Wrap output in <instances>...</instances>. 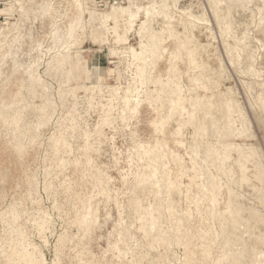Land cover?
Segmentation results:
<instances>
[{"label": "rangeland", "instance_id": "1", "mask_svg": "<svg viewBox=\"0 0 264 264\" xmlns=\"http://www.w3.org/2000/svg\"><path fill=\"white\" fill-rule=\"evenodd\" d=\"M84 1L107 11L110 4H129L26 0L0 49V264H185L190 250L174 229L168 231L175 217L166 205L171 201L167 189L180 192L182 183L195 185L182 176L198 164L187 150L190 141L202 145L218 139L210 119L223 131L233 130L218 93L232 94L236 103L230 110H242L255 135L234 132L220 138L257 143L264 159L262 1L246 7L243 0H232L228 30L215 18L211 0H166L168 12L152 20L157 53L151 56L144 43L150 31L144 8L122 20L114 14L107 29L93 22ZM96 36L108 39L119 54L107 55ZM120 54L129 61L123 64ZM95 83L103 84L101 92ZM213 100L214 105L207 104ZM154 150L161 152L159 161ZM214 151L198 153L218 175L215 183L221 188L212 205L223 213L230 190L212 163ZM231 153L241 179L239 155ZM244 180L236 200L254 226L255 214L246 207L261 203ZM156 181L162 183L159 198ZM139 184L146 186L143 193ZM137 197L149 206L148 217L155 203L161 212L162 234L151 242L154 233L147 228L153 231L155 222L143 227L146 218L135 208ZM201 218L190 222L199 224ZM246 240L250 246L258 239L252 234ZM193 251L201 257L198 247ZM165 252L170 260L161 259ZM209 264H216L214 257Z\"/></svg>", "mask_w": 264, "mask_h": 264}, {"label": "bare ground", "instance_id": "2", "mask_svg": "<svg viewBox=\"0 0 264 264\" xmlns=\"http://www.w3.org/2000/svg\"><path fill=\"white\" fill-rule=\"evenodd\" d=\"M94 1L95 0H93V2ZM174 1L175 3L179 2V0ZM211 1H213V5L215 8V18H218L220 22L224 24L226 29L231 30L230 27L232 24L230 23L229 16H232V10L234 8L232 0ZM261 1V9L264 13V0ZM25 2L26 0H8L5 7L0 9V11L5 15V22L4 24L0 25V49L7 42L9 29L14 23L13 19H17V15L19 14L18 9L24 8L25 10ZM244 3L247 7V4H252V0H243V5ZM82 4L85 5V12L90 15L93 22L95 24H100L102 28L106 26L107 29V21H111L114 17V14L118 15L119 20H122V18L125 17L126 13L132 15V13L140 10L141 8H144L147 17L146 25L149 26L148 28L150 29V31L147 33L148 40L145 39L144 43H147L146 46L148 47L149 56L154 55L153 53H157V51H154V49L152 48L153 44L156 41V29L152 24V20L154 18V15H161L168 12L169 4L166 2V0H148L147 4H139L134 0H129V4L126 5H108L110 7L108 11L106 10V6L105 8L97 6V9H94L93 7L88 5L89 3H86V1H84ZM25 14L26 13L24 12V15ZM104 14L106 15L104 16ZM198 26L199 25H196L194 27L197 28ZM241 40L242 39L240 38V41ZM96 41L101 42L102 44L107 46V55L119 54L118 48H116V46H113L108 39H105L102 42L99 37L96 36ZM145 52L146 50L142 49V51L137 54V56H139L138 58L141 59L140 56H143ZM120 56L123 55L120 54ZM129 59L130 58L128 56H123L121 58V61L122 63L124 62L123 64H125L129 61ZM165 86H167V84H165ZM94 89L95 91L101 92L103 89V84L95 83ZM170 95L169 97H171ZM218 95L223 98L221 99V104L223 106V109L228 111V113L226 114V118L231 122L233 130L231 131L229 128H224L223 131V128L219 124H213V121L210 119V131L213 135L219 136L218 139L213 142H209L208 144L204 143L202 145L190 141V150H187V152L192 157L195 155L198 164L193 163L192 167L185 168L182 176H189L190 179H192L193 182L196 181V183L195 185H193L192 183H182L181 186L183 187H181L182 190H180V192L176 189H167V193H169L171 201L167 202L166 205L169 209V212L172 213L175 217V223L174 225L172 224V228L170 226L168 227V231L174 229V233L177 234V240L179 241V243H182L181 245H186L188 247L187 249L190 250L191 253L188 255V258L186 257L187 259L185 261V264H209L213 257L216 264H264V212L259 206L264 205L263 155L257 143L246 142L240 144L233 141H226L220 138L223 136V134L232 135L234 134V132L240 135H248V137H252L255 135L254 131L252 130L251 123L249 119H247V116L243 113V111L238 107L234 109L235 113H233V110H230L231 108L229 107L233 103H236V100L233 98L232 94L229 91H225V93H218ZM165 104L167 105V102H165ZM165 104L164 107L166 109H164V117L167 116L169 110V107H166ZM207 104L214 105V100L213 102H207ZM211 147L215 150L212 156V163L215 164L217 170L220 173L222 172L223 176L226 178V182L229 185L228 187L230 190V195L228 198L229 205L223 213H218L214 208V205H212L213 199H215V197L213 196L216 195L217 189L219 187L221 188V186L215 183L216 175L211 172V167L206 166V164L203 163L206 161L205 157L201 159L200 156V153L206 151ZM222 150L226 151L223 152ZM198 151H200V153H198ZM231 151L237 152L239 155V158H237L236 160L243 167L241 171V176L243 179H239L237 177V170L232 166V162H230L232 157L235 158ZM153 154V159L159 161L161 152L158 150H154ZM240 158L251 160L252 167L244 164L243 161H240ZM232 160L235 161V159ZM228 162H230V164L226 166ZM180 169L183 168L180 167ZM170 173V170H168V174ZM217 177L218 175L216 176V179ZM253 177L257 178L260 183H255L253 181ZM195 178L197 180H195ZM244 179H248V181L246 180L248 185L257 191L255 194L257 195V198L261 203H254L248 208L246 207V209L250 210L251 214H255L257 223L254 226H251L248 223L249 217H244L242 215V213L244 214L245 208L236 200V197L242 196V193H240V189L243 188V182L245 181ZM139 186L141 193H143L146 189V186H144L143 184H139ZM161 187V181H156L154 184V193L158 196V198L161 196ZM193 190H196L195 194L194 192H190ZM192 193L194 196L192 195ZM134 202L136 210L140 215H143L145 216L144 218H146V223H144L143 225L144 228H147L148 224H150L152 221L155 222V229L153 228V231L152 228H147L149 231L154 233L153 236L150 237L149 241L151 242L154 239V236L159 233L162 234L160 231L159 219L161 212L158 208V205L155 203L152 206V209H154V213H152L148 217L149 206L143 205L142 201L138 197L134 200ZM178 217L180 218L178 219ZM197 217H202L199 224L194 223ZM192 219L194 221L191 223L190 220ZM258 222L261 223L262 227ZM193 223L194 227H192ZM240 231H242L243 235L239 234ZM252 234H255L258 240L255 243H252V245L247 246L246 238H248ZM163 235H166V231ZM223 238L225 241L223 240ZM221 240H223L224 244L221 245L222 249H219L220 252L215 253V258L213 248L217 247L219 244L218 241ZM233 246L238 247L239 250L235 252ZM194 247H198L200 249L201 257L199 255L196 256V253L193 251ZM167 258H169L170 260L172 257H170V254L168 252H165L162 255L161 259L166 260Z\"/></svg>", "mask_w": 264, "mask_h": 264}, {"label": "built area", "instance_id": "3", "mask_svg": "<svg viewBox=\"0 0 264 264\" xmlns=\"http://www.w3.org/2000/svg\"><path fill=\"white\" fill-rule=\"evenodd\" d=\"M8 0H0V9L4 8ZM5 15L0 11V25L4 24Z\"/></svg>", "mask_w": 264, "mask_h": 264}]
</instances>
